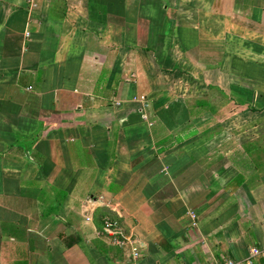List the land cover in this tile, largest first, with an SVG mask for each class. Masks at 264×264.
Returning <instances> with one entry per match:
<instances>
[{
  "label": "crops",
  "instance_id": "obj_1",
  "mask_svg": "<svg viewBox=\"0 0 264 264\" xmlns=\"http://www.w3.org/2000/svg\"><path fill=\"white\" fill-rule=\"evenodd\" d=\"M263 236L264 0H0V264H215Z\"/></svg>",
  "mask_w": 264,
  "mask_h": 264
},
{
  "label": "built area",
  "instance_id": "obj_2",
  "mask_svg": "<svg viewBox=\"0 0 264 264\" xmlns=\"http://www.w3.org/2000/svg\"><path fill=\"white\" fill-rule=\"evenodd\" d=\"M134 99L145 104L148 101L145 97H135ZM143 119L148 120V116L145 113L143 114ZM149 124H152V122H149ZM103 233L105 236H107L112 245L126 250L130 249V257L132 258V261L140 256V251L135 245L136 240L132 237H126L122 231L117 228L116 224L109 218L103 219ZM259 255H264V236L263 244L256 247H251L247 256L244 258L233 259L231 257H227L215 264H253L254 259Z\"/></svg>",
  "mask_w": 264,
  "mask_h": 264
}]
</instances>
